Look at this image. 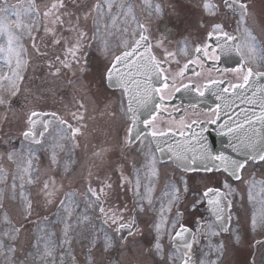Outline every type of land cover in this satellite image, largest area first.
<instances>
[{"label":"snow or ice","instance_id":"snow-or-ice-1","mask_svg":"<svg viewBox=\"0 0 264 264\" xmlns=\"http://www.w3.org/2000/svg\"><path fill=\"white\" fill-rule=\"evenodd\" d=\"M144 2L151 7L149 0H144ZM223 4L233 14L239 15L237 23L243 25V41L224 31L222 23L211 21L203 25L209 42L196 43L194 45L196 55L180 66L179 71L173 72L169 62L175 59L176 54L165 50L163 59L157 58L153 48L162 47V41L158 40L153 45L149 35L146 34L147 27L144 24H138L140 29L138 37L136 33H132L131 42L124 39L120 41L119 48L122 50L119 54L112 51L108 39L113 35L111 29L116 28L120 17H123L125 23L129 17L135 19L134 5L130 2L126 4L124 0H120L119 3L117 0H97L92 5L96 15L92 18L91 36L89 37L90 14L86 13L81 18L69 11L70 6L77 11L85 6L83 4L78 6L76 0H51L50 3L44 5L43 9L37 4V0H20L15 5L8 4L7 0H0V59L3 60L0 64V105L7 104L8 97L17 95L20 91V83L24 80L21 74L27 64V61L23 59L25 49L21 43L24 34H27L32 41V48L38 53L40 52L37 46L38 39L46 40L52 47L65 46L64 58L56 55L54 61L49 62V68H55L53 76H58L62 68L70 70L74 64L79 65L80 53L87 40L91 39L99 44L102 55L108 61L100 73L101 81L119 86L123 96L127 99L126 108L124 99L120 101V113L125 118V123L130 125L126 129L123 141L125 148H130L137 143L143 145L145 140H151L154 142L156 152L161 154L167 152L176 166L183 170L185 176L181 178L179 185L169 182L168 190L164 193L167 203L161 204L159 219L154 220L152 224L155 237L150 251L154 250V253L161 256L163 260V235L166 233L172 242L173 247L166 257L167 264H196L193 257V241L196 243L199 241L192 230L182 222L183 213L177 210L175 217L171 220L167 216V213H171L172 208L180 203L184 194L191 190L190 177L187 174L203 173L200 175V181L205 183L203 198L207 200L213 220L200 223L196 231L210 238L229 230L226 227L224 214L226 207H231V201L227 199V195L233 191L227 182H224V187L229 189V193L222 192L220 188L207 187V182L213 178L210 174L223 172L241 181L242 170L247 163L258 161L264 164V83L260 82L264 79V71L260 70V67L264 65V43L258 41L252 29L247 26L249 15L247 3L243 0H223ZM114 5L119 9L118 13L112 12ZM204 8L214 16L219 6L205 0ZM156 11H160L159 5L156 6ZM41 30L43 35L39 37L33 35L34 32ZM122 32L127 35L128 27H124ZM213 37L215 46L211 43ZM231 54L240 58L238 68L215 69V78L211 75L213 69L209 68V74L202 76L207 60L218 61L221 56ZM176 62L179 65V61ZM57 63L62 68L55 67ZM192 65H198L201 71H193L194 79H189L185 83L186 73ZM5 67L8 69L7 72L3 71ZM225 72L235 73L237 82L228 80ZM177 79L180 81L178 86ZM181 91L188 95L190 103L183 109L177 121L172 114L181 112V108L173 107L169 112L168 102ZM249 92L251 95H248ZM206 93H211L217 101L221 102L216 104L215 109H209L213 118L208 121L199 119V106L206 102ZM236 101L250 107L241 108L240 112L235 114L236 119H233L229 112H232ZM189 109L192 117L195 118H185ZM84 111V103L78 101L77 111L70 112V118L79 123L85 119ZM222 114L227 116V119L219 127L225 135L230 137L229 146L233 152L239 153L244 159H236L224 152H213L208 145L207 137L204 135L206 131L204 124H217ZM158 120L161 122L158 123ZM53 121L56 122V136L50 147L51 161L55 164L58 152L65 149L64 141H71L73 147H76L77 136H82V129L86 127L83 124L74 127L68 119L57 113L30 110L25 116V130L21 133L23 141L20 148H13L7 153L8 161L15 163L17 168L11 185L12 199L17 198L15 181L19 179V199L23 202L22 212L26 218L31 216L33 205L31 200L25 196L24 184L25 182L34 184L39 178L38 173L35 178L33 177V159L37 148L43 146L45 135H52L50 128ZM164 124L167 126H163ZM146 159L147 170L151 175H157L154 154ZM139 173L140 169L137 168L134 182L133 179L125 177L123 171L120 176V186L132 184L134 196L138 197L131 216L126 217V207L120 209L105 206L108 197L107 190L112 189V183H102L99 188H93L89 183L84 194L85 208L98 210L102 224L100 229L93 226L87 233L77 232V229L82 226L90 225L92 217L85 213L74 219L73 214L79 208L76 200L77 193L66 192L59 200L56 220L50 221L45 217L43 220L45 226L38 229L39 234L34 237V242L28 249L23 250L22 254L15 247L22 229L11 226L0 232V264H66V257L69 258L67 264H78L71 249L73 239L77 238H87L89 252L85 264H97L96 256L93 254L94 249H99L103 256L117 247L127 248L130 243L134 245L135 237L142 234L135 213L137 210L140 213L145 212L146 205L148 209L152 207L154 191V186L151 184L144 186L143 192L141 191ZM6 178L7 170L0 166V182H4ZM258 183L261 185L260 191L264 192V181H251L249 200L255 199L252 193ZM43 192L45 202L52 203L58 192L54 178L44 182ZM3 199L4 189L0 188V209L3 208ZM260 205L259 212H254L251 219L253 231L257 228H264V198L261 199ZM196 206L197 202L194 201L192 207ZM61 212L63 215H60ZM227 219L230 220L231 217ZM0 223L11 224L6 212L0 217ZM57 224L62 225L61 239H57L56 236L55 226ZM125 230L127 238L119 235ZM5 237L11 243L6 244ZM234 239L236 243L241 242L239 229L234 233ZM260 243L264 242L257 241V245ZM226 246L223 242L212 245L210 240L208 244L209 250L219 255L223 254ZM100 264H119V261L114 262L107 259L101 261ZM129 264H138V262L130 259ZM199 264H218V260L201 259Z\"/></svg>","mask_w":264,"mask_h":264},{"label":"rangeland","instance_id":"rangeland-1","mask_svg":"<svg viewBox=\"0 0 264 264\" xmlns=\"http://www.w3.org/2000/svg\"><path fill=\"white\" fill-rule=\"evenodd\" d=\"M94 1L97 2V0H76L77 5H85L82 7L79 11L77 9L69 7V11L74 12L75 14H79V16L82 18L86 13L89 15V21H88V29L89 34L91 36V26H92V18L95 17L96 12L95 9L92 7ZM195 3V9L193 8V14H198L196 17H191L189 21H176L177 18L181 19L186 12L191 9V6L188 4H185L182 0H149V3L151 7L148 4H145L144 0H124V2L131 3L134 5V15L135 19H132L131 17L128 18L127 22L125 23L123 20V17H120L116 28H113L111 30L113 31H119L118 33L122 32V29L124 27H128V34H131L134 29L136 30L138 27V24L145 23L150 24L151 27L153 26H162V27H171L170 25L175 24L173 28H190L193 27V22H196L192 20L193 18L199 17V14L203 15L200 17L201 19H206L207 15L210 14L208 10L204 8L205 0H192ZM249 5V15L251 16L252 23L254 24V27H257V31L260 36H262V39L264 40V0H244ZM8 4L12 2V0H7ZM51 0H38V3H40V7H44L46 3H50ZM120 0H117V3H119ZM11 5V4H10ZM160 6V11H156V6ZM41 7V8H42ZM113 13H118L119 9L114 5L112 9ZM259 13L260 16H259ZM165 16V17H163ZM249 16V17H250ZM259 16V17H258ZM249 17H247V26L251 28V23H249ZM235 18H237V21L239 20V15H237ZM250 20V21H251ZM108 23L110 24V20H108ZM250 25V26H249ZM237 29L239 32V36L241 37L242 41L244 38V31H243V25H238L237 23ZM252 29V28H251ZM256 29L253 28L252 32L253 35L256 37V39L260 42L261 39L258 36ZM43 35L42 30L38 32V36ZM24 43L26 45H29L30 39L29 37L24 39ZM96 42L92 41V50H96L93 47L96 45ZM263 43V42H262ZM98 44V43H97ZM91 50V51H92ZM98 50V48H97ZM56 55H60V53L55 52L53 53L52 61L55 58ZM95 55H97L95 53ZM94 57L91 58L89 66L93 68L91 73L89 74V78L92 80H96L98 76L99 71V62L97 58ZM182 56H184V53L182 52ZM35 67V72L31 75L33 80H28L27 82L23 83V89H22V96H27L29 93L33 94L32 98L44 96L48 98L54 99L55 101L62 98V99H69V95L65 90H62L56 83V78H63L67 77L64 73H60L58 76H53L52 73L55 68H49L42 57H40V54H38V59H35V63L33 64ZM58 64H55V67H58ZM48 67V68H47ZM37 74V75H36ZM45 77L42 81L41 78ZM78 78H75L76 80ZM37 84H33V82H36ZM74 82V81H73ZM32 101V99L28 100L27 106L25 109H28L30 107L29 102ZM21 102L23 103V99L21 98ZM28 113V112H27ZM26 113V114H27ZM26 114L24 116H26ZM80 144H77V149L73 151V146L70 141L66 143L64 151L61 152V161L62 157L67 158L66 162L64 164V167H61L62 173H65L68 170V175L63 176V180L65 181V188L66 192L72 191L77 193L76 200L79 203V208L74 212L73 216L74 219L76 216H80L82 214H87L90 217H92V222L90 225L82 226L81 228L77 229V232H85L87 233L93 226L96 229H100L102 227L101 221L99 219V215L95 208L92 209H86L85 208V191L82 189L81 184L84 186L82 181L79 180V178L82 179V169L84 167V164L88 162L90 164V167L92 166L93 169L99 168L98 172H104L106 168L112 167L113 164H111L114 160H116V153H114V150L110 147L105 148L101 143L96 142L95 139L89 138L87 135L83 136V139H80ZM104 144V143H103ZM69 147L67 150L66 148ZM100 148V149H98ZM12 149H6V154H3L2 159L0 162L4 161V158L7 156V153L11 151ZM104 151V152H103ZM97 153H100V155H97ZM59 156V154H58ZM130 157V156H129ZM49 158V164L52 163L51 156H48ZM68 160V161H67ZM3 168L7 170V178H6V186L7 189L12 190L11 185L13 183V175L17 173L16 165L10 164L8 162H3L0 164ZM42 167V166H41ZM139 169V167H136V169ZM98 172L94 174L95 177L91 178V185L97 184L96 177H98ZM252 172L254 174L252 175ZM34 170H33V176H34ZM149 177L147 176L141 180V191L143 192L144 186L151 184L155 185L157 183L154 179L155 176L149 174V171L146 168V172ZM57 174L61 176L59 168L55 171V175ZM168 174L166 177L167 180H163L162 183H157L158 188L154 187V191L152 193L153 198V205L150 209L147 208L146 205V211L143 213H140L138 210L136 211V216L139 222V227L141 230V235H137L135 239L137 238V241L140 245H142V249L145 250V255L149 257L150 262L146 263L144 261L145 256L143 253L140 252V248H137L133 244H129V247H127V253L132 252L133 250L137 249L139 251V256L136 258V261L138 264H167V255L170 253L172 249L171 241L168 237V235L165 233L162 237V244L164 246V259L162 260L161 256L156 255L154 253V250L150 251L155 237V232L153 231L152 224L154 220L159 219V210L162 203H167V197L164 195V193L168 190L167 186L169 182L176 183L177 185L180 184L181 178L185 176L184 174L178 175L175 174ZM85 175V174H84ZM140 175V174H139ZM200 175L201 174H191L188 177H190L189 184H190V191L184 194L183 199L180 201V203L177 206H174L172 208L171 213H167V216L169 220L175 217V213L177 210L183 213V220L186 225L193 227L198 226V220H206L211 222V218L207 214V210L204 206L203 196L202 192L205 190V183L200 181ZM213 176L211 181H208L206 186H214L218 185L224 188L226 193H229V189L224 187V182H227V184L230 186V188L233 190L228 194L227 196L230 198L232 202V209H231V226L228 230L227 234H219L218 236L213 237H207L204 235L196 236L198 239V243L195 241L193 242V252L196 260V264H199V261L201 259H211V260H218V264H252V260L249 258V255L253 253V242H255L256 239H259L261 237H264V228H257L255 231L251 228V219L253 216V213H258L260 210V201L262 198H264V192L260 191L261 185L258 183L256 188L253 190L252 195L255 197L253 200H249V186L250 182L255 180L257 182L264 181V164H259L258 166L250 165L245 170V179L233 183L228 181V179L223 178L220 174H210ZM166 177L163 176L165 179ZM107 178H110L109 176ZM135 178V174H134ZM27 179V178H26ZM17 184L16 191L20 192L19 184L20 180L17 179L15 181ZM2 183H0L1 187ZM30 184L26 183L24 184V193L25 196L29 197L28 195H31L28 193V190H30L29 187ZM28 189V190H27ZM128 196V195H126ZM60 198V197H59ZM126 198V197H125ZM112 203L116 200L114 197H110ZM15 201H19L20 204V213L18 216H20V219H17L16 215L13 214V217L11 215V218L17 219V222H15V227L21 228L22 233L28 234V232H25V226L27 229H29L30 234L27 237V240H18V242L15 244V247L21 252L23 250H26L29 248V246L34 242V237L38 235V229L41 226V221L39 216H37V211H32V214L30 217H25V214L22 212L23 208V202L19 199V193L16 199H13ZM59 200V199H58ZM124 199H122L123 201ZM128 202V208L129 213L132 214V209L134 208L136 202L138 201V197L134 196V192H132V197L128 196L126 198ZM197 202V206L195 208L192 207L193 202ZM12 209L15 212L16 206L12 205ZM58 209H55L52 213L48 214L47 217L50 220H54L57 217ZM41 213H38V215ZM60 215H63L61 212ZM10 218V220H11ZM23 222V225L18 222ZM35 221H37L35 223ZM60 225V224H59ZM13 226L12 223L5 224L0 223V232H3L7 228ZM244 230H243V229ZM61 229L62 225L58 226V228L55 230L57 239H61ZM239 229L241 234V244L236 243L234 239V233ZM217 231H219L217 229ZM75 235V234H74ZM223 235H225L223 237ZM148 236V240H145ZM142 240H139V239ZM5 243H11V241L8 240L7 237L4 238ZM209 240L211 241L212 245H218L219 243L223 242L226 245L229 243V245L226 246V249L224 250L222 255H219L215 251H210L208 244ZM234 240V241H233ZM231 242V244H230ZM264 242V239L262 240ZM232 245V246H230ZM72 253L76 256V259L78 261V264H85L86 256L89 252V245L87 242V238L84 239H73L72 245H71ZM116 254H115V252ZM109 254H106L105 256L101 255V252L99 249H94L93 254L96 256L97 264H100L101 261L111 259L114 262L119 261H126L128 258L124 255L125 248L117 247ZM255 262L254 264H264V243H260L257 245L256 243V250H255ZM263 255V256H259ZM105 257H108L107 259ZM111 257H116L111 258ZM134 257V256H133ZM249 260L247 261V259ZM66 259L69 260L68 257ZM259 259H263L261 262ZM120 264V263H119Z\"/></svg>","mask_w":264,"mask_h":264},{"label":"flooded vegetation","instance_id":"flooded-vegetation-1","mask_svg":"<svg viewBox=\"0 0 264 264\" xmlns=\"http://www.w3.org/2000/svg\"><path fill=\"white\" fill-rule=\"evenodd\" d=\"M226 15H224L225 16V20L223 22H221V23L224 25L223 30L228 32L229 34H231L232 30L229 28V24L226 22L228 20V17ZM181 32H182V30L170 29V31L166 34L162 30H159V29L152 30V29L148 28L146 34L149 35L150 42L153 45H155L158 40L160 41V39H162V40H167V39L170 40L171 38H173V44H174V47H176L179 44L180 40H181V37H182V35L180 34ZM190 33H192V34L187 35L188 39L182 45V46H184L186 55L189 54L188 55V60L192 59L194 57V55H196L194 53V45L196 43H201V42L208 43L209 42L207 36H205L206 33H205L204 29H202V30H198V29L190 30ZM203 36H205V37H203ZM162 47H165V45L162 46ZM174 47L173 48L167 47L168 48V52H173ZM189 50L191 51V53H189ZM156 56H157V52H156ZM182 65L183 64H181L180 66H182ZM239 66H240L239 64H235L232 60H228L225 63H222L221 60H218V61L207 60L206 63H205L204 69L202 70V76H207L209 74L208 73V69L209 68L213 69V71L211 72V75H212L213 78H215L216 77L215 69L224 70V69L238 68ZM173 67L175 68L174 70H172V68H171V70L173 72L179 71V67H177L175 62H173ZM193 71H201V69H200V67L198 65L190 66L188 72L186 73V78L184 80L185 83H187L189 79H194V77L192 76ZM225 76L227 77L228 80H230L232 82H237L235 73H233V72H225ZM177 84H179L178 83V79H177ZM173 107H175V106H169L168 107V111L171 112ZM186 107H187V105L183 106L182 109H184ZM182 112H183V110H182ZM181 114L182 113H178L177 114L175 112L172 115L178 121L179 117L181 116ZM189 117H192V112H191L190 109H189V111L187 113V116L185 118L188 119ZM192 118H195V117H192ZM199 119L202 120V117H199ZM72 121L76 122L75 120H72Z\"/></svg>","mask_w":264,"mask_h":264}]
</instances>
